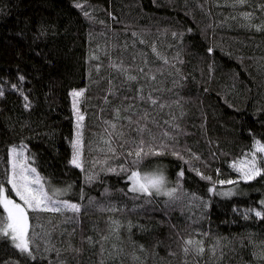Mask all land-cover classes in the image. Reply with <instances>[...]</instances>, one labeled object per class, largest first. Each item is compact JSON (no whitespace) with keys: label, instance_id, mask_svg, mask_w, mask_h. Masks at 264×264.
I'll list each match as a JSON object with an SVG mask.
<instances>
[{"label":"trees","instance_id":"16d2710c","mask_svg":"<svg viewBox=\"0 0 264 264\" xmlns=\"http://www.w3.org/2000/svg\"><path fill=\"white\" fill-rule=\"evenodd\" d=\"M19 74L26 77L29 109L10 87ZM0 83L5 85L0 96V182L7 194L19 200L5 177L7 147L23 140L28 154L35 155L34 166L50 181L46 186L71 183L72 191L60 198L85 204L77 219H66L71 212L28 210L32 230L41 234L34 238L41 256L49 229L54 245L35 264H264V219L254 213L243 216L244 208L264 209L259 204L264 174L240 181L242 194L223 197L209 193L210 182L192 170L212 181L235 179L239 173L231 162L251 151L253 135L264 141V0H0ZM82 87L84 171L68 163L74 125L69 92ZM149 94L158 98L157 104L147 99ZM130 105L135 112L128 110ZM116 108L121 118L109 145L111 129L105 122L116 119ZM127 116L133 122L123 118ZM137 119L150 129L143 133L145 152L149 144L164 140L185 157L181 160L170 150L145 156L140 170L162 166L168 187H175L183 167V188L203 197L208 208L197 206L198 199L191 204L185 199L169 206L165 215L161 208L166 197L154 195V203L148 204L133 199L124 174L101 171L130 161L127 150L134 152L132 141L141 139ZM163 131L176 133L175 139L164 137ZM110 146L120 155L109 151ZM105 157L106 164L96 163L93 169ZM91 171L99 179L85 183ZM105 187L111 191L104 193ZM87 197L95 201L88 204ZM113 221L119 222L116 231L111 230L116 228ZM89 236L94 243L82 239ZM188 237L202 240L205 251L185 257L181 245ZM69 242L82 251L68 250ZM113 244L123 251L109 257ZM17 262L33 264L10 241L0 239V264Z\"/></svg>","mask_w":264,"mask_h":264},{"label":"snow or ice","instance_id":"6c2138e0","mask_svg":"<svg viewBox=\"0 0 264 264\" xmlns=\"http://www.w3.org/2000/svg\"><path fill=\"white\" fill-rule=\"evenodd\" d=\"M75 2V0H74ZM236 2H243V0H236ZM75 6L77 8H81L82 5L76 3ZM84 15L91 19L92 17L89 16L88 12H84ZM241 15L245 17H249L250 13H242ZM257 28L261 27L260 25L256 26ZM191 31V29H188ZM39 35V34H38ZM134 35H136L134 33ZM173 35H177V33H173ZM180 35H183L182 33ZM209 52H212L213 49L209 48ZM115 67H121L120 65H114ZM99 69V65H97ZM128 79L136 80V76L129 75ZM26 80V77L23 74L18 75V82L11 83L10 87L12 90L20 93L23 97L24 104L23 107L25 109H29L32 106V101L29 99V96L25 94V90L23 88V84ZM111 83V82H110ZM112 89L109 88V92ZM5 93V85L0 83V96H3ZM85 93V88H72L70 89L69 95L72 97V110L74 116V125H73V135L70 140L72 152L71 157L68 161L70 165H73L81 171L85 170V162L83 157L84 151V139H83V130H84V120L85 115L80 110V101ZM138 95H140L138 93ZM107 100V96H105ZM140 99H145L143 95H140ZM147 99L153 104L158 103V98L149 94ZM163 107V103L160 104ZM128 110L135 112V108L133 106H128ZM116 114V119L111 121H106V125L110 126L109 131V139L108 143L111 145V136L112 131L116 129V123L121 118L120 112L121 109L116 108L114 109ZM127 119L130 123L132 121L131 116L123 117ZM144 120L150 119L148 114L145 112L143 115ZM138 125L136 128V132L141 134V139L136 142L135 140L132 141L133 147L135 151L131 148L127 150V157L131 158L130 161H127L125 164H120L117 166L112 167H103L101 171L107 172H119L124 174L125 180L129 181L127 184V192L133 194V199L141 198L145 200V203H154L152 197L163 195L167 199L164 201V205L161 208V211H164L165 215L168 214L167 209L169 206L175 205L179 202L184 201L187 199L188 204L193 203L194 200H199L201 203L197 206H202L203 208H208L209 204L207 201L204 200L203 197H197L195 192L188 193L186 189L182 186V178L185 175V170L183 167L177 172V179L175 181V187H168L169 180L167 178L166 173L164 172L162 166H157L156 168L149 170V171H141V161L145 156H155L160 153H165L167 151H171V154L184 160L185 157L181 155V152L176 150V147L173 145H169L165 143L164 140H159L158 144L153 145L149 144L148 148L149 151H144L145 140L143 138V133L150 132L148 129L147 124H141L139 119L135 121ZM168 123H172L168 121ZM172 127L175 129H179L178 124H172ZM251 132V129H249ZM118 136H123V132L117 133ZM162 135L164 137L175 139L176 133L163 131ZM155 139V137H153ZM126 141L125 143H127ZM123 147L124 145H120ZM27 145L20 141L17 144H10L7 147V168H6V181L9 185H11V191L15 192V195L19 197L20 202L18 203L15 199H13L10 195L7 194L6 188L3 182H0V207L3 208V215L0 216V239L10 241L11 245L19 252L24 255L28 260L35 262L37 260L42 261L44 257L47 256V253L52 251L54 245L50 240L51 229L48 230L49 239L44 240L45 247L43 248V256H41V248L40 245L35 243L34 238L40 236V233H36L32 230V226L29 222V213L28 210L31 209L33 211L38 210H45L51 211L55 213H67L71 212L73 215L71 217H66V219H77L81 213L85 204L82 202H77L75 200L70 199H62L60 197L66 195L67 193L72 191V184L69 183L63 188L53 187L50 191L46 187L47 181L46 178L42 176V174L37 170L34 166L35 162V155L28 154ZM109 151L116 155H120V153H116V149L114 147H109ZM190 152L191 150L188 149ZM258 153H264V141L257 138L253 135L252 140V149L250 151V158L249 152L246 150L244 155L237 160L231 162V167H233L239 175L235 177V179H228V180H216L212 181L211 176H205L199 169H192L198 175L201 176L202 179L207 180L210 182L207 191L209 193H214L223 197H232L235 195H239L242 193L238 192V184L240 181H252L256 177L261 176L264 174V156H259ZM193 156H196L197 159L199 158L197 154L193 153ZM33 161L30 163L29 161ZM107 157H105L104 162L97 161L93 164V169H95L96 163H104L106 164ZM130 163V166H129ZM187 163L191 165V160H187ZM219 172V169H217ZM99 179V174L97 171H91L86 173L85 176V183H91L94 180ZM229 185V187L221 189L217 191L216 185ZM111 189L108 187L104 188V193L110 192ZM119 192L127 194L124 188L118 189ZM137 194H142L137 196ZM246 194V193H243ZM81 201L85 199V194L83 187L81 188ZM88 204H92L95 201L94 197H87ZM260 205H264V198L259 201ZM103 207V205H99ZM135 207H139L143 209L144 205H134ZM234 211H239V207L237 205H233ZM254 213L256 218L264 219V209L259 207H248L243 209V216L245 219L250 217V214ZM163 223V221H162ZM113 224L116 225V228L111 229L112 231H116L119 228V222L113 221ZM143 227V226H141ZM175 227V226H173ZM207 235V234H205ZM107 236L102 237V239H107ZM83 240L88 241L90 244L94 243L92 237H82ZM141 248L143 245L140 246ZM112 249L114 251H109V257H115L120 255L123 251L119 245L113 244ZM181 249L187 257L189 253H195L197 255L202 254L205 251L204 242L202 240H194L191 237L183 238V243L181 245ZM68 250L74 251L79 253L82 251L81 248H74L73 245L69 242ZM211 251L215 253L216 247L212 246ZM59 252V250H58ZM100 254L103 257L105 255V249L103 245L100 249ZM174 254V253H173ZM264 255V253H261ZM18 264V262H17ZM60 264H65V262L61 261ZM103 264V261H102Z\"/></svg>","mask_w":264,"mask_h":264},{"label":"rangeland","instance_id":"374dc122","mask_svg":"<svg viewBox=\"0 0 264 264\" xmlns=\"http://www.w3.org/2000/svg\"><path fill=\"white\" fill-rule=\"evenodd\" d=\"M27 151V150H26ZM258 155L259 156H264V153H258ZM249 158H250V151H249ZM30 162L32 163V161L30 160ZM128 183H129V181H128ZM47 187V186H46ZM229 187V186H228ZM48 188V187H47ZM224 189V188H223ZM48 190L50 191L51 189H49L48 188ZM19 198V197H18ZM264 198V197H263ZM13 199H15V198H13ZM18 203L20 202V200H18V199H15ZM263 206V208H264V205H262Z\"/></svg>","mask_w":264,"mask_h":264}]
</instances>
